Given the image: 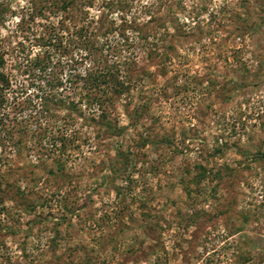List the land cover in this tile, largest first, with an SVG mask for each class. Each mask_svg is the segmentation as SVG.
I'll return each mask as SVG.
<instances>
[{
	"label": "rangeland",
	"instance_id": "obj_1",
	"mask_svg": "<svg viewBox=\"0 0 264 264\" xmlns=\"http://www.w3.org/2000/svg\"><path fill=\"white\" fill-rule=\"evenodd\" d=\"M0 73V264H264V0H0Z\"/></svg>",
	"mask_w": 264,
	"mask_h": 264
},
{
	"label": "trees",
	"instance_id": "obj_2",
	"mask_svg": "<svg viewBox=\"0 0 264 264\" xmlns=\"http://www.w3.org/2000/svg\"><path fill=\"white\" fill-rule=\"evenodd\" d=\"M42 38V37H41ZM54 36L51 35L50 30L47 29V33L45 36V40L42 42H46L47 45L51 46L52 41H53ZM47 59L43 56L41 57H37L34 56L32 58V60L30 61L29 65V70L34 71L37 73V77L43 76L45 77L44 79V87L45 89L41 91V98H40V105H39V111L42 112L43 111V107H45V104L47 102V100H49L48 98H52L53 93L55 91L60 90V81L58 79H52L49 76L45 75V72H47ZM118 72V69L115 68H109V67H95L94 69H90L88 72L86 71V73L84 74V76H79V75H73L72 79L75 81H80L83 84V89L85 90H92V95L88 96V93L85 94L86 99L89 98V103L92 102V104H94L97 108H100L99 114H98V121L97 124L99 125H103L105 126V129L108 130L110 133L112 132V128L110 127L109 124H107L106 121V117H105V107L102 106V104L104 103H111L110 99L111 97L107 94V91L109 90V92H111L112 94H116L117 92H120V88H126V84H128V81L126 79V77H123V81H119L118 80V76L116 75ZM125 80V81H124ZM74 81V82H75ZM73 82V83H74ZM75 85H71V89L74 88ZM8 88V80L5 77V75L0 73V165L1 164H6V159L5 157H3V152L4 147L6 146L5 144H10L13 148H14V152H16L18 149H16V143L13 140V137L15 135H18L20 133V131L17 129L16 124L20 122L17 121L16 119H13L12 117H8L7 113L5 112L6 110L4 109L5 105V100L3 98V92L4 90H6ZM95 90L97 91V93H95ZM108 95V96H107ZM50 99V100H51ZM55 102V103H54ZM53 102V104H56V102H59V100H55ZM102 106V107H101ZM14 108H12L11 106V112H18L19 108L16 109L14 111ZM12 112V113H13ZM58 141L57 143H59L60 147H59V151L62 150V141L63 138L62 137H57ZM55 143L51 142V146H53ZM54 150V149H53ZM57 162V161H56ZM56 168L58 172H61V165L59 163H56ZM8 170V169H7ZM50 174L51 171H49ZM62 175V172L59 173ZM1 177V174H0ZM1 182V181H0ZM3 185H5V183H3ZM7 187H9L7 185Z\"/></svg>",
	"mask_w": 264,
	"mask_h": 264
},
{
	"label": "clouds",
	"instance_id": "obj_3",
	"mask_svg": "<svg viewBox=\"0 0 264 264\" xmlns=\"http://www.w3.org/2000/svg\"><path fill=\"white\" fill-rule=\"evenodd\" d=\"M21 3H23V0H21Z\"/></svg>",
	"mask_w": 264,
	"mask_h": 264
}]
</instances>
